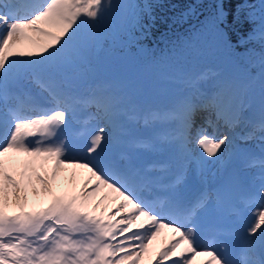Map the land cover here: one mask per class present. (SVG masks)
Instances as JSON below:
<instances>
[{
  "label": "snow or ice",
  "instance_id": "obj_1",
  "mask_svg": "<svg viewBox=\"0 0 264 264\" xmlns=\"http://www.w3.org/2000/svg\"><path fill=\"white\" fill-rule=\"evenodd\" d=\"M157 6L0 0V264H264V0H214L196 31L232 70L185 75L162 113L73 84L106 44L151 52ZM141 120L171 128L143 136ZM238 139H258L259 155L241 153L210 190L209 165ZM162 145L166 158H146Z\"/></svg>",
  "mask_w": 264,
  "mask_h": 264
},
{
  "label": "rangeland",
  "instance_id": "obj_2",
  "mask_svg": "<svg viewBox=\"0 0 264 264\" xmlns=\"http://www.w3.org/2000/svg\"><path fill=\"white\" fill-rule=\"evenodd\" d=\"M113 2L127 3L130 0H113ZM194 41H199L202 44L205 43L210 46L207 38L198 35L196 32L192 37H186L183 41L184 44L182 43V46L185 47L179 50L177 56H175L177 59L174 60L171 58L169 60V57L160 58L152 56V54L140 48L131 57L126 52L131 47H110L106 44L104 50L99 53L98 61L90 66L83 78L73 81V84L80 91H86L90 84L102 83L116 91L126 92L131 98L132 103L141 112L157 110L162 113L175 102L180 93L179 81L185 75L232 70L231 65L228 63L227 53L218 51L211 46L208 51L203 50L197 57L192 56L191 54L194 53L192 51L195 46ZM136 80L142 81V95L133 92ZM163 86L166 89H161ZM147 95L148 97H146ZM164 98L167 99L164 100ZM158 100L164 101L160 102ZM252 106L257 107L256 111L254 108H252V111H259L258 88L254 95ZM203 116L204 113L198 114L197 124L202 123ZM165 126L170 127L171 125L160 121L145 127L141 120L136 126V131L143 136H152L155 132L157 135H163L165 134ZM226 132V129H220L221 134H225ZM160 151L167 152L168 148L164 147ZM158 153L154 154L158 155ZM146 158L155 157L153 154H149Z\"/></svg>",
  "mask_w": 264,
  "mask_h": 264
},
{
  "label": "trees",
  "instance_id": "obj_3",
  "mask_svg": "<svg viewBox=\"0 0 264 264\" xmlns=\"http://www.w3.org/2000/svg\"><path fill=\"white\" fill-rule=\"evenodd\" d=\"M141 1L145 2L144 0ZM213 3L214 0H158L159 6L153 10L156 21L152 29L151 38L143 41L145 49L152 50L158 57H169L170 59L172 55H168V49L171 47V44L177 41L183 43L186 37L190 38L195 35L196 29L199 27L198 21L203 20L204 16L211 11ZM190 6H195L196 15H185ZM247 27V25L244 26L245 31ZM232 41L233 43L236 41L235 34L232 36ZM183 47L185 46H182L180 49ZM209 47L208 45L202 47L200 43H195L194 50L192 51L194 53L191 55L196 57L201 54L202 49L208 51ZM138 49V47L133 46L126 52L132 57ZM175 55L177 56V54ZM164 87L161 89H166ZM134 88L135 92H141L140 83L136 82Z\"/></svg>",
  "mask_w": 264,
  "mask_h": 264
},
{
  "label": "bare ground",
  "instance_id": "obj_4",
  "mask_svg": "<svg viewBox=\"0 0 264 264\" xmlns=\"http://www.w3.org/2000/svg\"><path fill=\"white\" fill-rule=\"evenodd\" d=\"M252 108H254L255 111L257 109V107H253V106H252ZM75 127L78 128L79 126H75ZM165 128L166 129L164 131L166 133L170 130L171 126L170 127L165 126ZM238 131H239V129H238ZM154 136H157L156 132L152 136H149V137H154ZM164 147L168 148L167 152L159 151L158 155H155L154 153H151V154H153V156L155 158H166L170 154L171 149L167 145H162L160 149H163ZM260 150H261V144H260L258 139H251V140H247V141L237 140L235 142V151H232L229 154H226V156H225L226 163L223 166H221L219 164H210L209 165V172H208V175L206 177L208 188L210 189L211 186L213 184H215L216 180L219 177V174H221V172L228 167L230 162H238L239 163L241 153H254L256 155H259ZM145 155L147 157V155H149V154H145ZM256 171H258V169L242 168L244 179L247 181V180H250V179L256 177V175H255ZM77 172H78V176H77L78 182L83 183L84 179L87 178L86 170H77ZM255 183L258 185L260 183V181L257 179V180H255ZM199 187H200V185H194L193 192H192L193 195L197 194V189ZM202 259H203V257H198L196 264H199V261H201Z\"/></svg>",
  "mask_w": 264,
  "mask_h": 264
}]
</instances>
